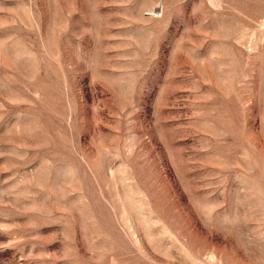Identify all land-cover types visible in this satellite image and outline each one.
I'll return each mask as SVG.
<instances>
[{
  "label": "rangeland",
  "instance_id": "374dc122",
  "mask_svg": "<svg viewBox=\"0 0 264 264\" xmlns=\"http://www.w3.org/2000/svg\"><path fill=\"white\" fill-rule=\"evenodd\" d=\"M0 264H264V0H0Z\"/></svg>",
  "mask_w": 264,
  "mask_h": 264
}]
</instances>
